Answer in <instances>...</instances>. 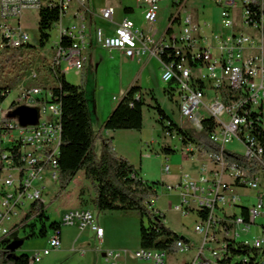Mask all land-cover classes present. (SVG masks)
<instances>
[{
	"label": "built area",
	"instance_id": "obj_1",
	"mask_svg": "<svg viewBox=\"0 0 264 264\" xmlns=\"http://www.w3.org/2000/svg\"><path fill=\"white\" fill-rule=\"evenodd\" d=\"M159 1L145 0L148 26L139 27L125 11L117 21L113 4L94 13L87 0H0V51L22 47L24 40L32 39L25 24L26 12L40 13L43 7L58 6L60 16L53 28H58L60 35L52 46L50 59L65 76L71 70L83 75L90 45L89 21L94 15L113 31L109 33L101 26L95 29L96 40L103 49L119 51L127 58H157L162 81L170 84L166 93L175 97L187 125L198 131L207 125L211 140L222 151L246 156L261 166L254 177H247L237 166H228L223 155L218 159L202 156L196 148L188 155L201 162L197 165L199 177L185 175L166 186L177 192L176 211L184 215L194 212L198 217L195 231L200 238L191 264H214L224 256L229 240L259 249L264 245V223H257L264 218V0H214L221 7L219 30L206 21L201 23L198 15L196 18L193 14L173 13L162 33L153 30ZM73 4L76 7L71 10ZM64 37L70 40L67 46L63 44ZM22 89L27 90V97L13 99L9 108L38 105L40 119L33 125L0 117V245L17 224V218L28 213L34 202L46 203V179L59 181L55 152H61L57 151V142H62L63 134V127H58V119H62L60 103L54 101L50 88ZM182 127L188 128L183 124ZM234 141L243 151L227 148ZM165 170L170 172L169 164ZM252 190L254 201L247 205ZM59 224L92 229L103 241L104 229L96 222L94 208L70 209ZM254 225L260 226V236L243 238L242 234L247 235ZM178 244L181 251L193 249L190 243ZM61 246V231L54 230L48 246L33 251L31 262H39ZM127 254L128 251L110 249L105 260L107 264H124L122 258ZM132 254L139 260L160 264L167 258L165 252L155 250L140 249Z\"/></svg>",
	"mask_w": 264,
	"mask_h": 264
},
{
	"label": "rangeland",
	"instance_id": "obj_2",
	"mask_svg": "<svg viewBox=\"0 0 264 264\" xmlns=\"http://www.w3.org/2000/svg\"><path fill=\"white\" fill-rule=\"evenodd\" d=\"M173 1L180 2V0L159 1L158 19L153 25V30L157 29L162 33L169 26V17L177 12H180L182 16L193 14L192 16L197 18L198 15L201 23L206 21L213 26L214 30L220 29L221 7L214 0H187L186 2L184 0L182 3H185L180 7L174 6ZM107 3H112L118 8L125 7L126 5L133 7V18L137 24L142 27L148 26V22L144 19V10L147 6L145 0H87V4L94 13H97ZM75 7L76 5L73 4L71 10ZM39 17V11H29L24 15L27 30L31 34V43L37 46H40ZM101 22L100 18L90 19L91 30L93 31ZM59 35V29L54 27L51 31L50 40L43 48L40 47L41 54L31 66L25 60L23 61V56L20 53L14 54L13 48L0 51V86L7 84H13L14 86L16 82L14 80L18 78L17 75H21V78L18 80L19 83L14 86L12 93L8 95L1 105L0 117L12 118L20 124L30 123L35 125L38 123L40 119V107L38 105L26 104L13 108L9 107L13 99L23 90L22 88L36 86L33 78L34 74H36L39 60L44 56L47 58L52 56V46L58 40ZM87 66L92 75H90L89 80L86 82V96L91 114L92 127L95 133L100 129L105 111L109 110L108 113L112 112L120 102L123 94L132 85L138 83L142 87V94L146 100L143 109V127L140 130L113 131L108 138L113 139L114 146L120 155L127 157L136 166L141 167L143 178L146 181L161 184L158 187L159 197L154 198L152 201L154 202V207L163 213L167 226L179 235L186 236L191 241V245L193 246L191 251H181L175 255H167L164 264H182L192 261L195 255V247L200 238L195 231L198 217L194 212L184 215L182 212L176 211L174 205L178 203L179 197L176 191H169L166 189V186L177 183L180 177H184L185 175L199 177L197 165H201V162L189 159V151L196 150L197 148L195 143L183 144L181 137L176 132H168L159 123V115L155 109V105L159 104L175 123L181 126L183 124V126L188 127L187 129L192 130L194 133L198 132V130L187 125V122L181 117L175 97L171 98L166 93V89L170 87V84L162 81L161 69H158L155 59H126L116 54L107 53L100 49L96 43L94 48L90 49ZM27 67H29L28 71L23 77L21 69L24 70ZM64 67H66V64H64ZM92 70L97 71L96 76L93 75ZM82 77L83 75L77 74L74 70L66 74V79L73 84H79ZM115 96L119 99L114 100L113 97ZM26 116H30V119L25 121L24 118ZM101 148L102 140L99 139L95 144V151L99 153ZM165 148H172L175 150V153L170 155L165 154ZM227 148L243 151V147L237 141L228 144ZM166 164L170 165V172L165 170ZM261 179V188L264 189V176ZM88 182L84 171H80L66 192L59 198H56L55 196L59 190V181L56 182L47 178L44 193L47 215L49 217L45 221L46 236L38 235L44 225L42 222L37 221L36 216L30 217L25 223H22L27 213L22 214L17 218V223L20 225L8 235L10 247L15 249V254L21 255L25 253L31 256L33 251L41 250L48 246V239L54 231L50 227L51 223L59 221L65 207L72 206L77 202V196L81 187V189L85 190L86 195L88 194L85 198L91 204L89 194L92 193L93 188L91 183L89 182L88 184ZM254 194L255 190L250 191L252 198L250 202H245L247 205L254 201ZM257 223L263 224L264 218H259ZM134 224L136 226L134 225L133 229L130 226L128 232H125V234L123 232L128 237V239H125L123 246L127 247L126 249L129 254L124 256L122 261L124 264H160L154 260H139L133 256V251L141 249L139 226H137V223ZM32 225L35 226V232L37 233L35 237L31 236ZM72 227L64 226L63 232H71ZM260 234V226L254 225L251 231L247 235L242 234V237L253 239L260 236ZM116 240L115 238L110 239L111 243H115ZM115 244L121 245L119 242ZM108 247L117 250L114 244H110ZM83 249L81 248L67 254L57 264H107L105 260L106 252L103 254L104 257L99 255L100 257L95 259V256L90 251L88 252V250L86 255L82 254ZM56 252V250H53L50 257L56 256ZM47 257L44 256L40 262L32 264H44ZM125 260H127V263Z\"/></svg>",
	"mask_w": 264,
	"mask_h": 264
},
{
	"label": "trees",
	"instance_id": "obj_3",
	"mask_svg": "<svg viewBox=\"0 0 264 264\" xmlns=\"http://www.w3.org/2000/svg\"><path fill=\"white\" fill-rule=\"evenodd\" d=\"M184 0L173 1V5L180 7ZM128 11L132 8L127 7ZM173 15V14H172ZM171 15V16H172ZM60 8L58 6L43 7L39 17L40 46L28 43L22 47L13 48L14 54L20 53L31 66L40 56V47H44L51 38L54 23L58 21ZM70 40L64 37L63 44L67 46ZM12 49V48H7ZM28 68L21 69L23 77ZM25 71V72H24ZM14 86L18 84L21 75H17ZM36 86L50 88L54 101L60 103L62 112L61 126L63 127L61 152L58 156L59 198L72 183L80 171L85 172L86 179L91 183L94 196L91 204L100 211H118L124 217H135L140 220L141 249L165 252L175 255L181 252L180 241L190 243L186 236L179 235L165 223V216L154 207V198L159 197L158 182H148L143 178L141 167L136 166L127 157L120 155L112 138L104 136L106 130H140L143 127V109L146 103L142 94V87L136 83L125 92L112 112L102 122L97 133L93 131L91 114L86 96L87 72L83 73L79 84H73L66 79L56 62L44 56L39 60L36 76L33 78ZM13 84L0 86V108L10 92ZM159 115V123L168 131L176 132L183 144L195 143L200 155H210L218 159L223 155L228 166H237L247 177H254L261 171L258 163L251 162L246 156L230 151H222L220 145L209 136L207 125L196 133L175 123L159 104L155 105ZM261 138L264 144V132ZM102 140L99 153L95 151L97 140ZM165 154H173L175 150L165 148ZM86 195L84 189L80 190L81 202ZM88 202V201H87ZM36 216L37 221L43 223L40 236H46L45 221L49 219L45 203L34 202L22 223L30 217ZM60 221L51 223L53 230H62ZM16 224L11 231L18 228ZM35 226L31 227V236L35 237ZM2 246H6L3 247ZM246 258V259H245ZM264 260V247L262 249L246 245L243 242L229 240L225 254L218 258L214 264H261ZM0 264H32L28 254L16 255L15 249L10 247V241L5 239L0 245ZM182 264H191L186 262Z\"/></svg>",
	"mask_w": 264,
	"mask_h": 264
},
{
	"label": "crops",
	"instance_id": "obj_4",
	"mask_svg": "<svg viewBox=\"0 0 264 264\" xmlns=\"http://www.w3.org/2000/svg\"><path fill=\"white\" fill-rule=\"evenodd\" d=\"M108 4H112V3H107L105 5H108ZM104 6H102V7H104ZM127 7L132 8V11H128L126 9ZM124 11L127 12V14H129V16L135 21V19L133 18L134 8L131 6H128V5H126L125 7H122V8H118L116 6L115 18L117 21H120L123 18L124 14H125ZM144 12H145V10H144ZM97 17L100 18L99 16L94 15L91 19H98ZM135 23H136V25H138L136 21H135ZM97 26H101V27L106 28L109 33L113 32L112 29L110 28V26L103 20L100 23V25H97ZM97 26H96V28H97ZM139 27H142V26H139ZM95 29L92 31L90 28V45H89V48L87 50V60H86L85 69H84V71L86 70V72H87V80H89L90 75H92L90 73L88 66H87V61L89 59L90 49H93L96 43L98 44V47L100 49L106 51L107 53L116 54V55H119V56L127 59V57L123 56L119 51L114 50L112 52H109V51L103 49L96 40ZM140 58L141 59H149V60L155 59L157 61V67H158V69H160V63H159L157 58L152 57V56H147V55L141 56ZM92 71H93V75L96 76L97 71L96 70H92ZM115 97H113L114 100L119 99L118 97H117V99H115ZM108 112H109V110L105 111L103 113L102 119L105 120V118L109 114ZM112 132L113 131L106 130L104 132V136L109 137ZM84 175H85V172H84ZM88 184H89V182H88ZM83 186H85V185H83ZM81 188L79 189V193L77 196L78 197L77 202L75 204H73L72 206L65 207L64 213L70 209H75V208H80V207L94 208V206L92 204H89L87 202L88 200L85 198V196H88V194L84 195L82 197L85 201L86 200L87 201L85 203L81 202V200H80L81 199V196H80ZM89 195H90V200H91V198L94 196V191H92V193ZM94 211H95V215H96L97 224H99V226H101L104 229L103 241L100 242L96 232L92 229L80 230L76 226H73V227L70 226V227H72V229H71L72 231L68 232V233H64L63 232L64 226H62V230H61V237H62V246L61 247L62 248L56 250L57 254L55 253L56 256H54L53 258L50 257L52 255V251L49 255H46L48 257L45 259L44 264H57V262L61 258H63L64 256H67V254H69L75 250L81 249V248H84L82 250V254L86 255L87 250H88V252L90 251L95 256V259H98V257H100V256L104 257L103 254H105V252H107V250H110V248L108 247V245H110V244H114V246L117 247V250L127 251V249H126L127 247H124L123 243H124L125 239H128V237H126L124 234H125V232L129 231L130 226L132 227V229H133L134 225L136 226V224H134V223H137V226H139V231H140V220L137 218H132V217H123L118 211H100V210H97L95 208H94ZM64 213L61 214V218H62V215ZM61 218L59 219V221L61 220ZM123 232H124V234H123ZM111 238L117 239L115 241V243L119 242V244H121V245L118 246V244L111 243V241H110ZM140 246H141V241H140ZM113 250H115V249H113ZM125 261L127 263V260H125Z\"/></svg>",
	"mask_w": 264,
	"mask_h": 264
},
{
	"label": "bare ground",
	"instance_id": "obj_5",
	"mask_svg": "<svg viewBox=\"0 0 264 264\" xmlns=\"http://www.w3.org/2000/svg\"><path fill=\"white\" fill-rule=\"evenodd\" d=\"M28 43H31V39H27V40H24V45L28 44ZM27 97V90H22L16 98H25ZM60 112H61V108H60ZM58 127H62L61 126V119H58ZM61 150V142H57V151H60ZM59 153L60 152H55V160L58 161V156H59ZM264 247V245H263Z\"/></svg>",
	"mask_w": 264,
	"mask_h": 264
},
{
	"label": "water",
	"instance_id": "obj_6",
	"mask_svg": "<svg viewBox=\"0 0 264 264\" xmlns=\"http://www.w3.org/2000/svg\"><path fill=\"white\" fill-rule=\"evenodd\" d=\"M28 119H30V116H26V117L24 118L25 121L28 120Z\"/></svg>",
	"mask_w": 264,
	"mask_h": 264
}]
</instances>
